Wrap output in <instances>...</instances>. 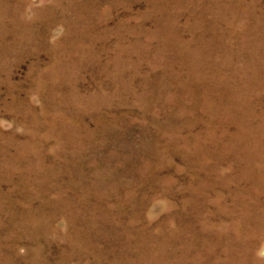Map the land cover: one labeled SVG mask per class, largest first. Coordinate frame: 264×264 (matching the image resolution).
<instances>
[{"label":"rangeland","instance_id":"374dc122","mask_svg":"<svg viewBox=\"0 0 264 264\" xmlns=\"http://www.w3.org/2000/svg\"><path fill=\"white\" fill-rule=\"evenodd\" d=\"M0 264H264V0H0Z\"/></svg>","mask_w":264,"mask_h":264}]
</instances>
